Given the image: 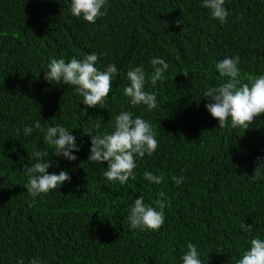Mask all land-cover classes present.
<instances>
[{
  "label": "trees",
  "instance_id": "trees-1",
  "mask_svg": "<svg viewBox=\"0 0 264 264\" xmlns=\"http://www.w3.org/2000/svg\"><path fill=\"white\" fill-rule=\"evenodd\" d=\"M70 7L71 0H0V264H183L189 242L202 264H237L252 238L264 239V180L252 179L264 158V114L246 130L230 118L219 128L203 95L228 79L215 67L226 57H240L242 82L264 75V0H225L224 24L202 0H108L94 24ZM91 53L98 70H118L96 107L86 106L75 86L44 78L50 59ZM156 57L169 67L153 86ZM140 65L149 74L145 91L156 94L151 111L123 94L127 71ZM121 111L149 121L159 145L135 158L136 178L123 185L103 176L107 162H87L88 133L110 134ZM36 120L72 131L77 160L54 155L39 130L25 135ZM33 151L49 153V173L71 177L34 203L23 172L35 163ZM145 172L163 174L164 183H150ZM173 176L185 179L176 185ZM160 192L170 201L160 229L130 228L134 200L143 196L154 206ZM242 222L253 224L251 234Z\"/></svg>",
  "mask_w": 264,
  "mask_h": 264
},
{
  "label": "clouds",
  "instance_id": "clouds-1",
  "mask_svg": "<svg viewBox=\"0 0 264 264\" xmlns=\"http://www.w3.org/2000/svg\"><path fill=\"white\" fill-rule=\"evenodd\" d=\"M108 0H71V14L77 18L82 17L88 23H95L96 20L107 14ZM225 0H202V7L210 12L213 19L224 24L229 16V11L224 7ZM103 9V10H102ZM99 57L95 53L87 54L83 59L71 58L69 62L61 59H50L44 70V78L47 81H56L57 84L75 86L76 92L83 97V103L88 107H96L102 104L112 91L113 78L118 74L117 66L109 64L101 71L95 66ZM153 72L150 74V81L153 86L157 81L165 79L164 73L169 65L164 59L156 57L150 61ZM240 57H226L216 63L215 67L221 77L228 79L215 87H208L203 97H208L209 103L205 105L211 116L218 120L219 128L228 126L231 119L233 128L243 127L245 130L254 122L256 117L264 114V75L249 76L247 82H242L240 77ZM127 79L130 82L123 90V94L130 98L132 105H146L151 111L157 107L155 92L145 91L146 76L143 65L130 68L127 71ZM188 76L186 72L183 73ZM99 124L96 125L99 128ZM39 130L44 133V143L54 148L53 154L62 156L69 161L77 160L73 152H79L80 146L76 143V136L66 127L57 124L55 126L42 127L41 121L36 120L33 126L23 129L25 135ZM91 136L90 155L87 158L89 163L103 164L107 162V168L103 176L109 181H119L125 184L129 178L135 179L134 169L135 158H143L145 154L151 156L158 148L156 131L154 126L140 116H135L131 111H121L114 122V130L109 134ZM46 151H33L32 158L35 159L30 167L24 166V174L27 176L25 188L33 198L47 194L57 189L71 177L65 170L59 174L49 173L47 170L52 166L46 162L48 157ZM257 164L252 179L255 181L264 180L261 168L264 167V158H257ZM144 179L152 184L164 183V176L154 175L151 172L144 173ZM185 177L173 176L172 180L180 185ZM161 199L155 201V205L146 204L144 197L139 196L134 200L128 213L130 228L157 231L165 222L164 210L170 206L164 192L158 193ZM242 231L249 234L253 231V224H240ZM183 264H202L200 253L195 244L189 242L187 251L181 257ZM18 264H23L22 260ZM30 264H41L38 258H34ZM237 264H264V239L259 236L250 240V248L245 250Z\"/></svg>",
  "mask_w": 264,
  "mask_h": 264
}]
</instances>
